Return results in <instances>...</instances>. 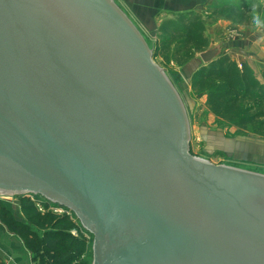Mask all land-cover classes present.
Wrapping results in <instances>:
<instances>
[{
    "label": "water",
    "instance_id": "obj_1",
    "mask_svg": "<svg viewBox=\"0 0 264 264\" xmlns=\"http://www.w3.org/2000/svg\"><path fill=\"white\" fill-rule=\"evenodd\" d=\"M189 140L177 89L114 0H0V196L73 214L91 264H264V173Z\"/></svg>",
    "mask_w": 264,
    "mask_h": 264
},
{
    "label": "trees",
    "instance_id": "obj_2",
    "mask_svg": "<svg viewBox=\"0 0 264 264\" xmlns=\"http://www.w3.org/2000/svg\"><path fill=\"white\" fill-rule=\"evenodd\" d=\"M219 17L239 25L264 27V0H212L205 12L172 13L157 28V51L162 61L183 64L193 59L210 45L206 23ZM189 83L194 90L205 92L204 105L217 118L264 138V67L258 77L247 63H237L223 53L201 63ZM29 197L19 196L23 221L0 199V220L20 235L33 259L41 264H91V243L73 214L40 211L37 201L45 208L51 204L38 196ZM73 228L78 229L76 235L71 233Z\"/></svg>",
    "mask_w": 264,
    "mask_h": 264
},
{
    "label": "rangeland",
    "instance_id": "obj_3",
    "mask_svg": "<svg viewBox=\"0 0 264 264\" xmlns=\"http://www.w3.org/2000/svg\"><path fill=\"white\" fill-rule=\"evenodd\" d=\"M114 2L126 14L124 10L125 6L119 4L117 0H114ZM211 2L212 0L210 3ZM206 6L204 12L206 11ZM219 19L225 20L219 17L206 23L205 34L209 44H215L221 40L226 41L221 39V37H224L226 33L223 32V30H219L216 29L217 27H214V24H216ZM130 20L140 31L145 42L150 48L153 61L164 70L182 99L189 124L190 153L197 157L204 158L214 164H225L264 173V138L255 135L248 130H242L230 122L217 118L208 109H206L204 105L206 98L205 92H198L190 85V72L195 66L198 67L201 64V62L197 60L198 54L194 56L196 59H191L192 61L190 60L183 64H178L173 60L164 62L162 61L161 55H158L157 51V29L147 31L136 20ZM159 23L160 21L158 24ZM252 28V30H254L258 27L254 26ZM224 53H226L225 49ZM240 142L248 143V146L244 148L243 152H240V149H238ZM31 198L29 197V199ZM0 199L4 202L5 207L11 211V214L16 219L20 221L25 220L20 207L22 202L21 198L7 196L6 198L1 197ZM40 206H42V204H40ZM42 208L43 211L50 210L49 208ZM50 211L55 212L53 210ZM19 212H21V214ZM55 213L62 214L59 212ZM87 238L91 243V238Z\"/></svg>",
    "mask_w": 264,
    "mask_h": 264
},
{
    "label": "crops",
    "instance_id": "obj_4",
    "mask_svg": "<svg viewBox=\"0 0 264 264\" xmlns=\"http://www.w3.org/2000/svg\"><path fill=\"white\" fill-rule=\"evenodd\" d=\"M117 1L125 6L124 10L130 19L139 22L147 31H152L157 29L159 21L170 17L172 13L189 10L204 12L205 6L211 0ZM214 27L226 33L224 37H221L226 40L225 52L237 63H247L259 77L260 71L264 67V27L257 25L258 28L252 30L254 26L239 25L222 19H219ZM196 68L197 66L192 69L190 74ZM246 146H248L247 142H240L238 149L243 152ZM19 213L21 214V212ZM0 264H41L38 260L33 259L20 235L11 232L1 220Z\"/></svg>",
    "mask_w": 264,
    "mask_h": 264
},
{
    "label": "built area",
    "instance_id": "obj_5",
    "mask_svg": "<svg viewBox=\"0 0 264 264\" xmlns=\"http://www.w3.org/2000/svg\"><path fill=\"white\" fill-rule=\"evenodd\" d=\"M30 197L33 198V196H30ZM40 204H42V202L37 201V207L39 208L40 211H43V208H42V207H44V205L42 204V206H40ZM44 208H45V207H44ZM48 208H49L50 210L55 211V212H59V213L66 212V213H68V214H71V213H69V212H67V211H65V210H63V209H61V208H59V207H56V206L49 205ZM77 222H78V221H77ZM81 232L84 233V231H82V230H81ZM71 233L74 234V235H76V234L78 233V229H77V228H73V229L71 230ZM84 235L87 236V237H89L86 233H84Z\"/></svg>",
    "mask_w": 264,
    "mask_h": 264
}]
</instances>
